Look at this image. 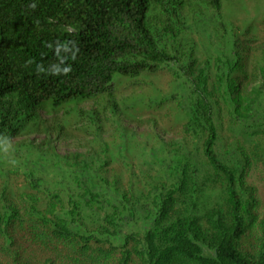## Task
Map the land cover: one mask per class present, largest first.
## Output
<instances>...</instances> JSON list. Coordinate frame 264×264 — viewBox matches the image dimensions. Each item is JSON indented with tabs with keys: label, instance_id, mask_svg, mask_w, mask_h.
I'll use <instances>...</instances> for the list:
<instances>
[{
	"label": "trees",
	"instance_id": "obj_1",
	"mask_svg": "<svg viewBox=\"0 0 264 264\" xmlns=\"http://www.w3.org/2000/svg\"><path fill=\"white\" fill-rule=\"evenodd\" d=\"M222 1L0 0V264H264V20Z\"/></svg>",
	"mask_w": 264,
	"mask_h": 264
},
{
	"label": "rangeland",
	"instance_id": "obj_2",
	"mask_svg": "<svg viewBox=\"0 0 264 264\" xmlns=\"http://www.w3.org/2000/svg\"><path fill=\"white\" fill-rule=\"evenodd\" d=\"M222 14L225 23L230 32H242L250 24L254 25L256 30L260 27V21L264 14V0H223ZM197 37V36H195ZM198 51V47H197ZM157 88L166 89L165 82L168 79L164 72L149 77ZM152 90L154 88H151ZM248 182L253 183L259 189V196L264 201V165H259L257 169L249 176ZM261 211H264V203H260Z\"/></svg>",
	"mask_w": 264,
	"mask_h": 264
},
{
	"label": "clouds",
	"instance_id": "obj_3",
	"mask_svg": "<svg viewBox=\"0 0 264 264\" xmlns=\"http://www.w3.org/2000/svg\"><path fill=\"white\" fill-rule=\"evenodd\" d=\"M160 111H162V110H160ZM160 111H158V112H160Z\"/></svg>",
	"mask_w": 264,
	"mask_h": 264
}]
</instances>
